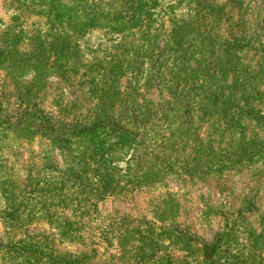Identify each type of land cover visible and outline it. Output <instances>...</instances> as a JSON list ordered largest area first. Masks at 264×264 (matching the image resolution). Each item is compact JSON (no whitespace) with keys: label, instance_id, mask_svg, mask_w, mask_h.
<instances>
[{"label":"rangeland","instance_id":"374dc122","mask_svg":"<svg viewBox=\"0 0 264 264\" xmlns=\"http://www.w3.org/2000/svg\"><path fill=\"white\" fill-rule=\"evenodd\" d=\"M162 1L0 0V264H264V0Z\"/></svg>","mask_w":264,"mask_h":264},{"label":"trees","instance_id":"16d2710c","mask_svg":"<svg viewBox=\"0 0 264 264\" xmlns=\"http://www.w3.org/2000/svg\"><path fill=\"white\" fill-rule=\"evenodd\" d=\"M161 2H163V1L161 0ZM179 54H180V52H178L177 55L174 56V59H177L178 57L180 58Z\"/></svg>","mask_w":264,"mask_h":264}]
</instances>
